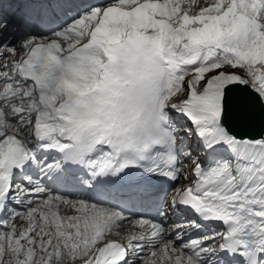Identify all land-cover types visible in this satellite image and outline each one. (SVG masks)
Returning <instances> with one entry per match:
<instances>
[{"label":"snow or ice","instance_id":"obj_1","mask_svg":"<svg viewBox=\"0 0 264 264\" xmlns=\"http://www.w3.org/2000/svg\"><path fill=\"white\" fill-rule=\"evenodd\" d=\"M15 4L0 264H264V0Z\"/></svg>","mask_w":264,"mask_h":264},{"label":"water","instance_id":"obj_2","mask_svg":"<svg viewBox=\"0 0 264 264\" xmlns=\"http://www.w3.org/2000/svg\"><path fill=\"white\" fill-rule=\"evenodd\" d=\"M258 113V109L256 110ZM259 120L258 118L256 119V121L248 128L249 131H259Z\"/></svg>","mask_w":264,"mask_h":264}]
</instances>
